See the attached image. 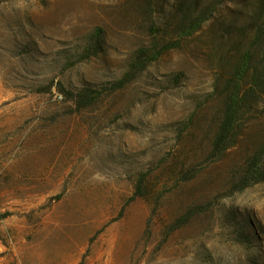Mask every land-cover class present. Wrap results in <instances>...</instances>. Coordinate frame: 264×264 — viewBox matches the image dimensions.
I'll list each match as a JSON object with an SVG mask.
<instances>
[{"label": "rangeland", "instance_id": "obj_1", "mask_svg": "<svg viewBox=\"0 0 264 264\" xmlns=\"http://www.w3.org/2000/svg\"><path fill=\"white\" fill-rule=\"evenodd\" d=\"M0 264H264V0H0Z\"/></svg>", "mask_w": 264, "mask_h": 264}, {"label": "trees", "instance_id": "obj_2", "mask_svg": "<svg viewBox=\"0 0 264 264\" xmlns=\"http://www.w3.org/2000/svg\"><path fill=\"white\" fill-rule=\"evenodd\" d=\"M139 61L140 60L135 61L131 64L129 72L125 74L123 79H121L118 83L115 84V88H120L131 80L132 73L136 69H140L143 66V63L140 64ZM78 97L81 101H85L86 104H89L91 102V97H89V94H79ZM238 112V97L236 93H232L228 98V101L224 105L221 119L217 126V131L213 139V146L215 148L225 150L230 146V143L233 140V130L238 120ZM248 175L256 176L254 182H258L260 180L258 178H262L263 176L260 169L255 168H250L248 171Z\"/></svg>", "mask_w": 264, "mask_h": 264}]
</instances>
